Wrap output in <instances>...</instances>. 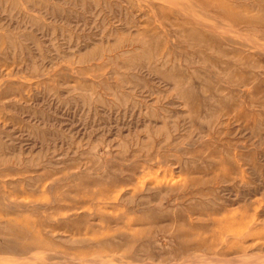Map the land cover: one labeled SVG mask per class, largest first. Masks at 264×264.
Masks as SVG:
<instances>
[{
	"label": "rangeland",
	"instance_id": "obj_1",
	"mask_svg": "<svg viewBox=\"0 0 264 264\" xmlns=\"http://www.w3.org/2000/svg\"><path fill=\"white\" fill-rule=\"evenodd\" d=\"M183 263L264 264V0H0V264Z\"/></svg>",
	"mask_w": 264,
	"mask_h": 264
},
{
	"label": "bare ground",
	"instance_id": "obj_2",
	"mask_svg": "<svg viewBox=\"0 0 264 264\" xmlns=\"http://www.w3.org/2000/svg\"><path fill=\"white\" fill-rule=\"evenodd\" d=\"M168 3H169V1H168ZM93 5H94V4H93ZM124 24H125V23H124ZM209 26H210V25H209ZM207 28H208V27H207ZM225 30H226V28H225ZM225 30H224V31H225ZM127 31H128V30H127ZM230 31H231V30H230ZM232 31H233V30H232ZM232 34H233V32H232ZM238 34H239V33H238ZM238 34H237V35H238ZM241 35H242V34H241ZM243 35H244V34H243ZM238 36H239V35H238ZM232 37H233V36H232ZM239 37H240V36H239ZM241 38H242V36H241ZM245 40H246V39H245ZM258 46H259V45H258ZM174 84H175V83H174ZM198 119H199V118H198ZM255 258H256V257H255ZM232 259H233V258H232ZM71 261H72V260H71ZM193 261H194V260H193ZM68 262H69V261H68ZM90 262H91V261H90ZM229 263H230V262H229ZM241 263H242V262H241ZM183 264H184V263H183Z\"/></svg>",
	"mask_w": 264,
	"mask_h": 264
}]
</instances>
